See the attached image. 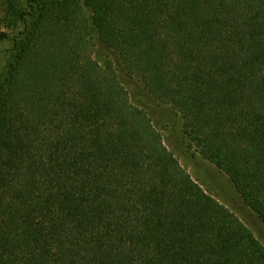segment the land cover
Wrapping results in <instances>:
<instances>
[{
    "label": "trees",
    "instance_id": "obj_1",
    "mask_svg": "<svg viewBox=\"0 0 264 264\" xmlns=\"http://www.w3.org/2000/svg\"><path fill=\"white\" fill-rule=\"evenodd\" d=\"M19 20L0 264H264V0H29ZM130 83L178 114L250 221L181 166Z\"/></svg>",
    "mask_w": 264,
    "mask_h": 264
},
{
    "label": "rangeland",
    "instance_id": "obj_2",
    "mask_svg": "<svg viewBox=\"0 0 264 264\" xmlns=\"http://www.w3.org/2000/svg\"><path fill=\"white\" fill-rule=\"evenodd\" d=\"M29 0H0V32L10 38L0 41V74L8 69L12 60L13 37L23 30L19 16L27 10ZM135 83V82H133ZM129 84L132 102L147 111L156 128L163 136L165 146L175 154L181 166L210 195L229 208L243 221L250 218L239 205V199L228 177L216 166L203 159L183 135L180 117L169 106H161L154 99L137 91L136 84ZM188 146V147H187ZM248 214V213H247ZM264 242V234H262Z\"/></svg>",
    "mask_w": 264,
    "mask_h": 264
}]
</instances>
